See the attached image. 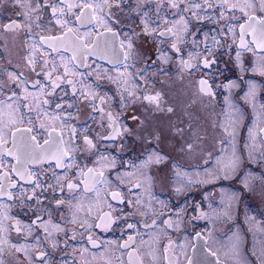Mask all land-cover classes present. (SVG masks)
I'll return each instance as SVG.
<instances>
[{
	"label": "flooded vegetation",
	"instance_id": "flooded-vegetation-1",
	"mask_svg": "<svg viewBox=\"0 0 264 264\" xmlns=\"http://www.w3.org/2000/svg\"><path fill=\"white\" fill-rule=\"evenodd\" d=\"M90 2L117 37L102 24L77 23L81 0H68L71 10L63 0L0 4L5 148L17 129L31 128L43 145L56 128L70 152L62 167L26 156L17 165L0 153V262L129 264L135 251L133 264H169L171 244L175 264H264V49L251 33L248 49L240 46L245 0ZM252 2L249 14L264 16ZM57 20L91 32L98 51L73 60L71 49L49 47L44 40L67 30ZM13 21L21 26L6 30ZM157 93L158 103L145 99Z\"/></svg>",
	"mask_w": 264,
	"mask_h": 264
},
{
	"label": "snow or ice",
	"instance_id": "snow-or-ice-1",
	"mask_svg": "<svg viewBox=\"0 0 264 264\" xmlns=\"http://www.w3.org/2000/svg\"><path fill=\"white\" fill-rule=\"evenodd\" d=\"M20 0H13V3L19 4ZM64 3L67 4V7L69 10H71L73 7H76L77 5H74L72 3H68V0H63ZM222 4H228V0H220ZM3 3V0H0V4ZM205 3L207 4V0H205ZM103 4L108 5L111 7L110 0H103ZM196 7H199V5H195ZM211 7V5H208ZM259 6L260 11L264 12V0H259ZM81 8V12L79 15L76 16V21L79 25H92V24H102L105 27H107V21L105 20L104 16H98L97 12L102 11V9L99 8V6H94L92 2H84V0H81V4L79 5ZM231 7L235 8L237 7L236 4L231 5ZM254 4L252 0H245L244 7L240 8V11L243 12V14L246 16V20L244 23H241L239 25L240 28V46L242 48L248 49V45L244 41V35L246 33H251L254 37L253 43L256 45L257 48L264 49V16L257 17L254 14H249V11L246 9H253ZM53 14L55 15L57 11L63 12L62 9L53 8L52 9ZM28 14L25 13V16ZM57 24H60L62 27H67V21H56ZM21 25L16 23L15 21L5 25L6 30H11L14 28H18ZM107 31L111 33L113 37H117L118 33L114 32L110 27H107ZM170 31V30H169ZM229 31H232V27L229 28ZM163 35V34H162ZM92 36L91 32L85 33L84 35L79 34V29L77 28L75 31L67 27V30L64 32V34L60 37L55 38H47L44 40L45 43L49 45V47L53 48V50H58L59 47H64L66 49H71L73 52L72 59L76 60L78 57H83L85 54H94L98 51L100 48V41L99 40H93L92 44L89 45L88 39ZM97 37L103 36L102 32L96 33ZM44 38H42L43 40ZM121 47H124L125 42L120 41ZM133 44L131 40L129 39L127 42V48L132 49ZM175 47V45H173ZM250 50V49H249ZM128 53H125V59H127ZM237 59H239V55L237 56ZM29 63H33L32 60H29ZM187 64V62H185ZM205 66H208L210 64L209 61H204ZM70 71L67 67V64H65V72ZM260 74L264 75V64L260 66ZM69 84H72V81H68ZM199 84L201 85V91H206L209 95H211L210 88L208 86V82L206 80L201 79L199 81ZM73 88H75V85H73ZM255 86L251 85L249 88V95H255L254 91ZM87 95V94H86ZM159 93L156 94V96H146L145 99L157 102L159 101ZM47 103V101H45ZM57 107H61V105H57ZM264 107V105H262ZM169 112L172 111L171 108L168 109ZM111 118V114H109ZM53 120L59 119V117H53ZM41 128H44L45 125L41 124ZM61 127H63V122L61 123ZM56 128H51L48 132V139L44 141V144H40L34 135H32V129H17L16 131L12 132L13 137V148L7 149L5 148V144L7 141L5 140V134L2 129H0V153H6L8 156H12L16 161L17 165H22L24 162L25 156L29 159V162H37L38 160H42L45 158L55 159L57 161V167H62L63 160L65 157L70 155V152L68 148L64 146V141L62 134L60 135H54L56 133ZM73 135H75V129H70ZM264 131V130H262ZM85 143L89 144L91 146L92 142L87 137H85ZM45 145L48 147L46 148ZM191 147V145H189ZM54 149V150H53ZM161 157H156V162H160ZM17 165H13L12 170L16 172L17 175L21 177V179H29L31 178V173L28 172L26 167H18ZM0 167H3L2 162H0ZM93 170L89 169L88 172L91 173ZM84 175H88V173H83ZM102 175V174H101ZM7 176V173L0 174V180H3ZM14 186V185H13ZM139 185H137L138 187ZM69 189H73L76 187L73 183L69 182L68 184ZM4 185L0 184V194H3ZM113 198H118L117 193H113ZM10 196V194H9ZM11 198V196H10ZM31 199V197H29ZM60 203V202H58ZM102 219L105 221V226L111 224V219L107 215L105 217H102ZM155 223V221L153 222ZM164 223L171 227L170 221L165 220ZM100 225H97L99 227ZM129 228L134 227L133 225H128ZM19 231V229H17ZM133 237L129 236L128 241H126L123 245H121L122 248H127L129 246V242H133ZM171 247V244L169 245V248ZM169 248H165V259L169 260V264H175V260L171 259L168 256ZM20 249H17L19 251ZM138 254L133 251L129 253V264H133L132 258L137 257ZM43 257V254H41V258ZM153 259L155 257L153 256ZM188 264H193L192 258H187ZM2 264V262H0ZM137 264H142L141 261L137 260Z\"/></svg>",
	"mask_w": 264,
	"mask_h": 264
}]
</instances>
